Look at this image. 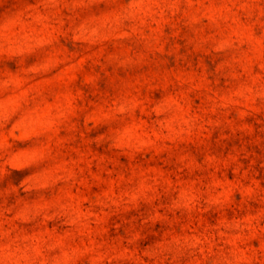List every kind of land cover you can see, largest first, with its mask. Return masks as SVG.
Returning a JSON list of instances; mask_svg holds the SVG:
<instances>
[{
  "label": "rangeland",
  "instance_id": "obj_1",
  "mask_svg": "<svg viewBox=\"0 0 264 264\" xmlns=\"http://www.w3.org/2000/svg\"><path fill=\"white\" fill-rule=\"evenodd\" d=\"M0 264H264V0H0Z\"/></svg>",
  "mask_w": 264,
  "mask_h": 264
}]
</instances>
